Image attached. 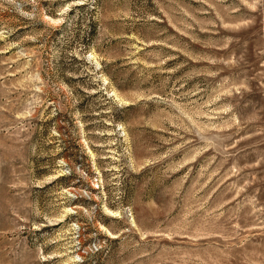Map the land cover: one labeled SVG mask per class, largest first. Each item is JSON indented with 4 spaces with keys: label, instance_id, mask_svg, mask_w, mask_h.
Segmentation results:
<instances>
[{
    "label": "rangeland",
    "instance_id": "obj_1",
    "mask_svg": "<svg viewBox=\"0 0 264 264\" xmlns=\"http://www.w3.org/2000/svg\"><path fill=\"white\" fill-rule=\"evenodd\" d=\"M0 264H264V0H0Z\"/></svg>",
    "mask_w": 264,
    "mask_h": 264
}]
</instances>
